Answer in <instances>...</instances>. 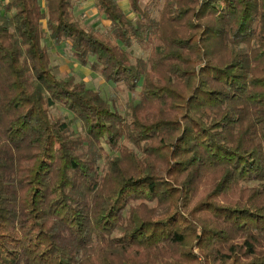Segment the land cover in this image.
Listing matches in <instances>:
<instances>
[{
    "label": "trees",
    "instance_id": "trees-1",
    "mask_svg": "<svg viewBox=\"0 0 264 264\" xmlns=\"http://www.w3.org/2000/svg\"><path fill=\"white\" fill-rule=\"evenodd\" d=\"M43 1L0 2V264H264V0Z\"/></svg>",
    "mask_w": 264,
    "mask_h": 264
},
{
    "label": "rangeland",
    "instance_id": "rangeland-1",
    "mask_svg": "<svg viewBox=\"0 0 264 264\" xmlns=\"http://www.w3.org/2000/svg\"><path fill=\"white\" fill-rule=\"evenodd\" d=\"M1 1L2 0H0V2ZM118 2L123 8L124 12L129 14L127 11L126 0H118ZM43 3L44 1L41 0L42 5ZM76 3L77 7L74 10V15L76 17L83 19L87 26L98 29L100 32L107 31L108 22L103 17H99L96 14L93 9L92 0H78ZM46 45L50 46L51 44L48 42ZM133 51L137 56L143 55L142 51L137 46L133 47ZM51 58L54 72L58 78H64L67 75H75L78 81H83L90 89L100 91L106 99L114 94V87L111 84L103 81V79L97 73L91 71L89 68L81 67L73 58H71L67 48L62 47L58 49H52ZM116 98L118 99L119 104L122 105L126 100H130L131 96L129 93L123 91L122 93H117Z\"/></svg>",
    "mask_w": 264,
    "mask_h": 264
}]
</instances>
